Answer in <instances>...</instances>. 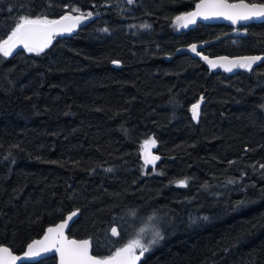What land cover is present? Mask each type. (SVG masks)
I'll return each instance as SVG.
<instances>
[{"label": "trees", "instance_id": "16d2710c", "mask_svg": "<svg viewBox=\"0 0 264 264\" xmlns=\"http://www.w3.org/2000/svg\"><path fill=\"white\" fill-rule=\"evenodd\" d=\"M197 2L0 0L5 39L20 15L92 13L39 55L0 54V246L19 254L76 212L68 237L101 259L157 230L137 264H264V61L227 75L175 55L218 39L202 54L264 56V23L178 31Z\"/></svg>", "mask_w": 264, "mask_h": 264}, {"label": "snow or ice", "instance_id": "6c2138e0", "mask_svg": "<svg viewBox=\"0 0 264 264\" xmlns=\"http://www.w3.org/2000/svg\"><path fill=\"white\" fill-rule=\"evenodd\" d=\"M132 2L133 0H128V3ZM195 9V11L176 17V21L178 23L183 22V26L187 27L188 24L195 23L197 17L209 19L214 16H222L225 19L231 20L233 24H236L239 20L264 17V0L257 3H246L245 0H239L238 3H228V0H200L196 4ZM71 13H79V15H72ZM91 15V12L86 14L80 13V10L77 8H72L69 14L62 15L59 19H49L47 14L44 13L35 16L31 14L20 15L16 18L7 38L5 39L3 36H0V54L8 57L13 54V51L19 45L28 53L39 55L52 43L56 35L73 31L76 25ZM142 27L146 28L149 25H143ZM104 31L108 30L104 29ZM190 48L191 51L200 55L197 52L195 44L191 45ZM202 59L207 61L213 68L218 66L217 61L210 60L207 56H203ZM260 59V57L256 56L242 57L236 60H229L227 57L218 58L219 61L223 62L219 66L224 67L226 71H231L235 67L250 69L252 64ZM202 99L203 97H201ZM199 107L200 101L191 106L194 120L199 116ZM155 143L154 139H149L145 140L141 145L142 154L146 157V164L159 159V157L151 156L149 151L150 147L155 146ZM176 183L179 186H185L187 181L179 180ZM75 215L76 212H73L67 220L54 227H49L42 240H34L29 243L24 256L34 257L40 255L41 252H49L55 249L59 253L60 264H136V261L145 252L149 251L150 246L162 238L159 231L153 230V238L144 243L142 242V237L137 234V238L130 240L123 247L118 248L113 255L103 259L97 258L89 255V240L66 241L64 238V229ZM111 234L113 236L118 235L116 227L111 229ZM137 249H139V254H137ZM18 259L19 257L14 256L8 247L0 246V264H16Z\"/></svg>", "mask_w": 264, "mask_h": 264}, {"label": "water", "instance_id": "95a60500", "mask_svg": "<svg viewBox=\"0 0 264 264\" xmlns=\"http://www.w3.org/2000/svg\"><path fill=\"white\" fill-rule=\"evenodd\" d=\"M199 2H200V0H198L197 3H199ZM238 2H239V0H238V1H233V2H229V1H228V3H238ZM245 2H246V1H245ZM197 3H196V4H197ZM246 3H247V2H246ZM196 4H195L194 7H193L191 10H189L188 12L195 11V10H196V9H195ZM188 12H186V13H188ZM184 14H185V13H184ZM58 19H59V18H58ZM82 23H83V21H81V23H79L78 25H76V27L73 29V31H71V32H65V33H62V34L56 35L54 38H56V37H62V36H70V35H74V34L77 33V31L80 29ZM182 23H183V22H182ZM260 23H264V17H252V18H250V19H248V20H239L236 24H233V23L231 22V20L225 19V18L222 17V16H214V17H211V18H209V19H204V18H202V17H197V18H196V22H195V23H192V24H188V26H193V25H196V24H201V25H208V26H214V25H216V26H226V27H229V28H245V27H247V26L250 25V24H260ZM217 42H218V39L213 40V41H208V42H196V43H191V44H188V45H186V46H183V47L177 48V49L175 50V55H187V56H190V57H192V58H196V59H198V60H200V61L205 62L206 66H207L208 68H210L211 70H213L214 72L224 73V74H227V75H235L236 73L242 71V70L245 69V68L235 67V68H233L231 71H226L224 67L219 66L221 63H223L222 61H219V60H218L219 57H227L229 60H236V59H238V58H242V57H252V56L260 57L261 59L258 60V61H256L255 63H253L251 67H255L256 65L261 64V63L264 61V57H263V56H257V55H242V56H226V55H220V56H214V57H208V56H207L210 60L217 61L218 66L215 67V68H213V67H211V66L208 64L207 61H205L204 59H202L203 56H206V55L202 54V50L205 49V48H207V47H209L211 44H215V43H217ZM193 44H195V45L197 46V52H199L200 55H197L196 52L191 51L190 46L193 45ZM46 49H47V48H46ZM46 49H45V50H46ZM19 51H25V50L23 49L22 46H19V45H18L17 48L13 51V54L16 53V52H19ZM112 66H113V67H119L120 65H119L118 62H113V63H112ZM151 156H152V155H151ZM145 158H146V157H145ZM149 159H150V157H149ZM155 161H156V160H155ZM155 161L150 162V163H148V164H152V163H154ZM72 213H73V212H70V213L66 214V215L64 216L63 220L59 221L58 223H56V224H54V225H50V226H48V227L45 229L44 233H43L39 238H36V239H34V240H42L43 237H44V235H45V233L47 232V229H48L49 227H54L55 225L62 223L64 220H67L68 217H69ZM75 217H76V215L72 217V219L69 221L67 227H65V229H64V238L66 239V241H72V240L82 241V240H87V239H76V238L68 237L67 232H68V230H69V228H70V226H71V223H72V221L74 220ZM113 227H116V226L114 225V226H112V227L110 228V230H109V234H110V236H111L112 238L116 239V238H118L119 233H118L117 236H113V235L111 234V229H112ZM116 228H117V227H116ZM117 230H118V229H117ZM34 240H32V241H34ZM32 241H30L29 243H31ZM89 242H90V241H89ZM29 243H28V244H29ZM28 244H27V245H28ZM27 245H26L25 249H24L21 253H19V254H15V253H13V252L10 250L14 256L19 257V259L16 261V264H34V263H37V262H39V261H41V260H45V259H47V258H55V261H56L55 264H60V256H59V253L55 251V249H53L52 251H49V252H41V254L38 255V256H34V257H25V256H24V253L27 251ZM3 247H7V246H3ZM89 255L93 256L92 253H91V244H90V246H89ZM94 257H95V256H94ZM97 258H98V257H97ZM137 262H138V261H136V264H137Z\"/></svg>", "mask_w": 264, "mask_h": 264}, {"label": "rangeland", "instance_id": "374dc122", "mask_svg": "<svg viewBox=\"0 0 264 264\" xmlns=\"http://www.w3.org/2000/svg\"><path fill=\"white\" fill-rule=\"evenodd\" d=\"M83 21V20H82ZM189 26H187V27H184L183 26V23L182 22H175V28L179 31V30H182V29H185V28H188ZM129 31L134 35V36H136L138 33H141V32H143V31H145V27H142V26H137V25H131L130 27H129ZM148 164V163H147ZM137 234H139L141 237H142V242H144V243H147L149 240H151L152 239V237H150V235L149 234H147L145 231H142V230H140V231H138L137 233H136V235L132 238V239H135V238H137ZM131 239V240H132ZM153 245V244H152ZM151 245V246H152ZM150 246V247H151ZM150 249V248H149ZM137 254H139V249H137ZM142 257V256H141ZM140 257V258H141Z\"/></svg>", "mask_w": 264, "mask_h": 264}, {"label": "flooded vegetation", "instance_id": "af4514ba", "mask_svg": "<svg viewBox=\"0 0 264 264\" xmlns=\"http://www.w3.org/2000/svg\"><path fill=\"white\" fill-rule=\"evenodd\" d=\"M251 25V24H250ZM250 25H248L247 27L245 28H248ZM237 29H240V28H231L229 31H228V36L230 37H234L237 33L235 32ZM264 57V56H263Z\"/></svg>", "mask_w": 264, "mask_h": 264}]
</instances>
